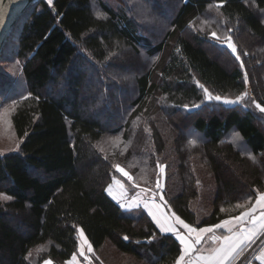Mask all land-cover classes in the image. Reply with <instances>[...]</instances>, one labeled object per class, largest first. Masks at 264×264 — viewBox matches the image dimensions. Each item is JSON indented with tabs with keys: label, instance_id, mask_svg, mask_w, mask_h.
<instances>
[{
	"label": "trees",
	"instance_id": "obj_1",
	"mask_svg": "<svg viewBox=\"0 0 264 264\" xmlns=\"http://www.w3.org/2000/svg\"><path fill=\"white\" fill-rule=\"evenodd\" d=\"M93 2L36 0L5 47L16 38L26 88L3 86L19 145L0 154V195L11 197L0 199V264H66L79 252L78 229L94 252L110 243L124 264H175L181 245L174 236L162 234L145 211H126L109 196L108 186L121 176L114 165L144 174L138 181L147 188L157 163L173 168L164 198L196 228L239 214L236 205L264 189L263 171L246 156L261 163L264 157L257 125L264 113L252 103L264 107V22L252 8L264 12V0H223L218 17L210 11L220 0H172L160 7L171 16L164 25L144 15L164 29L162 36L123 3L112 9L99 0L98 17ZM211 14L224 28L245 26L246 43L261 42L248 64L254 99L223 105L206 98L204 88L229 99L247 91L243 71H229L204 48L199 24ZM127 64L130 74L119 70ZM91 76L99 95L89 98L83 92ZM112 110L119 120L107 125ZM98 112L105 116L91 114ZM233 132L249 153L227 140ZM112 136L127 149L101 146Z\"/></svg>",
	"mask_w": 264,
	"mask_h": 264
},
{
	"label": "rangeland",
	"instance_id": "obj_2",
	"mask_svg": "<svg viewBox=\"0 0 264 264\" xmlns=\"http://www.w3.org/2000/svg\"><path fill=\"white\" fill-rule=\"evenodd\" d=\"M100 1L112 9H119L121 7L120 3H123V5L125 7L130 8V10L134 11V14H136L137 17L143 18V20H146V22L148 23L147 27L152 26L151 32L153 34L157 33L160 36L163 35L164 29L160 28L159 26H158V28H155L153 26L154 23H152L150 19L148 20L147 16H144V15L149 14L150 17L152 16V19L159 20V22L163 25L165 24V21L169 20L171 17L170 13H168V11H163L160 7H161V5L165 6L166 4L172 3V0H100ZM250 2H251V0H246V3H249L251 5ZM252 8H253V11L264 22V12L257 10L256 7H254V6ZM93 9H94V12L96 13V15H97V13L103 14L102 9H101L100 4H99V0H94ZM142 12L145 14H142ZM210 12H214L215 13L214 15H216L217 17L220 16L219 15L220 14L219 9L216 8V5H213L211 7ZM199 26L201 29L200 33L202 35H204L202 37L204 39L208 40V42H206V45H204V48L208 51V53L212 56V58H214L219 63H221L229 71H231L235 67H237L238 69H241L244 74L247 75V79H246L247 80L246 81L247 97L245 99L246 100L247 99H254L255 93H254V90L252 88L253 87L252 82H249L248 64H250L253 61V59L255 58V54H254L255 50H258L257 52L261 51V50H259L260 48H262L261 42L255 38L250 39V41H249V39L247 38L248 43H246L244 37L242 36L243 31L248 32L245 26L242 25V27H241L242 32L238 31L237 29H234V28H229L228 26L226 28H224L223 26H226V25H223L222 22H219L217 19H215L212 16V14L209 17H208V15H205L204 17H202ZM230 29H231L230 35L232 36L233 42L237 48L236 54H232L231 50L226 48V46L223 44L222 40L217 41V40H215V38L211 37V33L213 31H215L217 33V35L223 36L225 34H229ZM8 45L9 46L3 52L2 58L0 60V81L6 80L4 83L2 82V86H1L2 88H0V154H6V153H9L11 151H16V150H18V145H19L15 131H14V127L12 124V113H13L12 105L4 104L6 97L8 96V94L10 92V89L3 87V86L6 83L9 86H12V84H13L17 88L19 87L22 92L26 88L25 80L22 76V62L20 61V59L18 57V52L14 46V45H16V38L12 37L11 41ZM213 45H215V46H213ZM245 53H247V54L245 55ZM236 55L240 56V60L236 59ZM143 61H144L143 63H146L147 59H144ZM153 61L157 62L158 58L153 59ZM259 61H261V59H259ZM241 63H243V67H241ZM80 66H82V64ZM261 67H263V64L261 65ZM81 68L88 70V68H86L85 65L82 66ZM119 70L124 72L125 74H130L132 72V68L129 67L128 64L119 68ZM91 78H92V79H90L91 85H89L88 89L87 88L84 89V92H83L84 96L89 97V98L90 97L91 98L96 97L97 95H99V90L97 89L96 84L94 82L96 79L94 78V76H91ZM90 87H91V89L89 90ZM61 90H62L61 87L56 89L57 92H60ZM46 92L49 93L50 89L48 88L46 90ZM113 93L115 94V92H113ZM130 96H131L130 93L125 94L126 98L130 97ZM220 102L223 105H228V104L223 103V98ZM91 114L95 118H99V115L102 117L106 115L105 116L106 120L104 122L107 125H114L119 120V117H118L119 113L116 110H112L111 112H109L105 115H101L99 112H98V114L97 113H91ZM257 125L264 132V122L258 121ZM181 132H183V131H181ZM236 133L237 132H233L228 137L227 140L230 143H233V145L237 149L241 150L242 152L249 153V151H248L247 147L245 146V144L243 143L241 137L239 139L236 138V136H235ZM100 144H101V146H104L107 149H108V147L120 148V149H125V150L127 149V145H125L122 137H120V136L119 137H113V136L107 137ZM246 156H248L249 158H251L254 161L250 164L251 166L253 165V167L255 169L263 171V173H264V165H263L264 157H262V163H261L256 158L253 159L252 154H248ZM163 165L165 166L164 174L161 175L159 172V168H157V170H156L157 172L155 171L156 172L155 173V175H156L155 179H154L152 185H149L150 188H147L146 184L138 181V180H143V178L145 177L144 174L140 173L139 171H137L136 174H132L128 169L120 166L126 172H128V174L130 176L133 177V180L131 182H129L127 180V178L124 176H119V177L116 176L114 179H117L121 182V184L123 185V188L125 190V194L123 196H121L120 186L117 184H114L112 181V183L110 184L112 186L111 196L115 197V200L118 201V203H120V204L121 203L129 204V203H131L132 200L136 199L137 196L139 195L140 196V204H139L140 206L139 207H132V208L123 207L125 210H127L129 212H136L137 213L138 211L140 212L143 209V207H142V206H144L143 201L148 199L151 196V193L153 191H155V192H157L156 203L159 204L160 207H162L164 212H166L170 215L171 212H173V211L171 210L168 202L164 198V190H165V186H166V176L168 174L170 175L171 173H173L174 169L171 168V170L168 171V169H170V168H168L165 164H163ZM147 170H149V169L148 168L143 169V171H147ZM32 173L35 176L43 178V174L41 172L35 173L33 171ZM232 174L234 177L238 178V176H237L238 173L235 174L232 171ZM157 181H159V183L163 186V191H160L159 189L155 188V184ZM133 184L137 185V187H133ZM142 189H147L148 191L141 193ZM260 192H264V189L263 190L256 189L253 192V196L251 198L247 199L242 204V205H244V207H242L241 212L239 214H237L235 216H231L227 219H230V218L234 219L236 216H239L242 212L251 208L252 205L255 204L257 194ZM161 196L163 197V200L160 199ZM200 196H201L200 199H202L203 194H200ZM249 200H251V203H248ZM204 227H212V226H204ZM239 227L240 226L237 225L234 228V231L238 232ZM243 227L251 228V227H253V225H251L250 223H245L243 225ZM18 228L20 230H23L22 225H21V227L19 226ZM197 229H199V228H197ZM228 235H230V234L223 228L215 229V231L213 233H206L204 240H203V243L200 245L201 248H199V246H198L197 252L194 254L195 255H197V254H208V255L211 254L215 248L220 246V244L223 241V238L225 236H228ZM213 236L219 237L220 239L214 241L212 239ZM79 241H80V237H79ZM203 248H204V250H202ZM244 248H246V247H244ZM243 249H242V251H243ZM242 251H240V253ZM239 254L236 255L233 260H231L230 264H232L236 260V258L239 256ZM88 255L90 256L91 264H124L126 262V258L123 257L121 254H119V252H117V250H115V248L113 246H111L110 243L101 252L96 253L93 251V253L88 254ZM77 259H78V261H77L78 264H89V262L84 261L83 257L79 256V252L77 254ZM48 261H50L51 264H56L55 262H53L51 260H48ZM258 262H259V260L256 258L252 264H257Z\"/></svg>",
	"mask_w": 264,
	"mask_h": 264
},
{
	"label": "snow or ice",
	"instance_id": "obj_3",
	"mask_svg": "<svg viewBox=\"0 0 264 264\" xmlns=\"http://www.w3.org/2000/svg\"><path fill=\"white\" fill-rule=\"evenodd\" d=\"M48 3L51 4L52 0H48ZM223 7V0H220L217 3L216 8L220 9ZM102 13H97L98 17H102ZM229 34H225L223 36L217 35L215 31L211 33V37L215 38L217 41H223V44L227 49L231 50L232 54L237 53L236 45L233 42V38ZM247 53H245L246 55ZM236 59L240 60V56L236 55ZM241 67H243V63H241ZM245 79H247V75L245 74ZM200 87L204 88L203 85ZM205 96L208 100H216L221 101L222 98L218 95H213L208 91L207 88H204ZM247 97V93H241L236 96L235 99L223 98V103L228 105H235L242 103ZM255 104V107L262 113H264V107L261 104L252 101ZM187 107V106H185ZM199 107V105H196ZM236 138L239 139V133L235 134ZM191 145H195V141H189ZM116 171L127 178L129 182L133 180V177L128 174L122 167L119 165H114ZM157 167L159 168V172L161 175L165 172V166L157 163ZM114 184H117L121 188V196L125 194V190L121 182L117 179L113 180ZM133 187H137V185L133 184ZM155 188L163 191V186L156 182ZM109 195L112 194V186L109 185L107 188ZM147 189H142L141 193L147 192ZM157 192L153 191L151 196L143 201L144 207L148 210L149 215L152 217V220L155 222L156 226L159 228L161 233H172L176 240L179 241L181 248L180 254L175 261V264H230L231 260L235 258L236 255L242 251L243 247H247L253 239L258 235L260 231H264V192H260L257 194V198L255 204L252 205L251 208L242 212L239 216H236L234 219H225L221 223H218L212 227H201L197 229L196 227L191 226L186 223L183 219H181L175 212H171L169 215L166 212H162L160 210V205L156 203ZM11 197H5L0 195V199H10ZM115 199V197H113ZM163 200V197H160ZM251 203V200L248 201ZM140 204V196L138 195L136 199L132 200L131 203L125 204L121 203V207H138ZM237 208L244 207L242 204H237ZM170 211V210H169ZM223 211V209H222ZM245 223H250L253 225L251 228H245L243 225ZM239 225V231H234V228ZM225 229L230 235L225 236L223 238L222 243L219 247L215 248L213 252L209 255L197 254L193 256L194 252H197L196 245L200 244L201 239H203L204 234L213 233L215 229ZM181 229L183 231H181ZM80 244H79V256L83 257L84 261L89 262L90 256L88 254L93 253L92 245L89 243L87 238L84 236L83 230L78 229ZM127 239V237H125ZM212 239L219 240V237L213 236ZM31 255V253H29ZM260 264H264V250L261 251L260 255L256 257ZM77 255L73 254L71 260L66 262V264H76ZM44 264H51L50 261H45Z\"/></svg>",
	"mask_w": 264,
	"mask_h": 264
},
{
	"label": "water",
	"instance_id": "obj_4",
	"mask_svg": "<svg viewBox=\"0 0 264 264\" xmlns=\"http://www.w3.org/2000/svg\"><path fill=\"white\" fill-rule=\"evenodd\" d=\"M36 0H0V60L16 26Z\"/></svg>",
	"mask_w": 264,
	"mask_h": 264
},
{
	"label": "built area",
	"instance_id": "obj_5",
	"mask_svg": "<svg viewBox=\"0 0 264 264\" xmlns=\"http://www.w3.org/2000/svg\"><path fill=\"white\" fill-rule=\"evenodd\" d=\"M264 250V231H261L232 264H252Z\"/></svg>",
	"mask_w": 264,
	"mask_h": 264
},
{
	"label": "crops",
	"instance_id": "obj_6",
	"mask_svg": "<svg viewBox=\"0 0 264 264\" xmlns=\"http://www.w3.org/2000/svg\"><path fill=\"white\" fill-rule=\"evenodd\" d=\"M114 201H116L111 195H109ZM117 203H118V201H116ZM120 204V203H119ZM121 205V204H120ZM140 206V205H139ZM138 206V207H139ZM143 207V211H145L148 215H149V213H148V210L144 207V206H142ZM123 208V207H122ZM124 209V208H123ZM125 210V209H124ZM160 210L162 211V212H164V210L162 209V207H160ZM127 211V210H126ZM149 217L152 219V217L149 215ZM153 221V220H152ZM154 222V221H153ZM154 224H155V222H154ZM156 225V224H155ZM157 227V226H156ZM158 228V227H157ZM159 229V228H158ZM181 231H183L182 229H181ZM162 234H164V235H172V236H174L172 233H162ZM205 235L206 234H204V237H205ZM204 237H203V239H201V242H200V244H198V245H196V248H198V246H199V248H201V244L203 243V240H204ZM174 238H175V236H174ZM176 239V238H175ZM178 241V240H177ZM179 242V241H178ZM244 248V247H243ZM202 250H204V248L202 249ZM94 251V250H93ZM194 253H196V252H194ZM192 254L193 256H196L195 254ZM240 253V252H239ZM203 255H208V254H203ZM77 261H78V259H77ZM76 264H78L77 262H76ZM257 264H260V261L257 263Z\"/></svg>",
	"mask_w": 264,
	"mask_h": 264
}]
</instances>
